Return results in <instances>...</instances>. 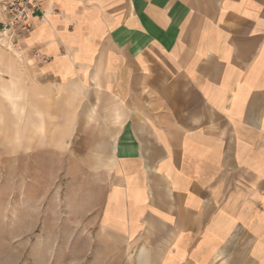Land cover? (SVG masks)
<instances>
[{
    "label": "crops",
    "instance_id": "crops-1",
    "mask_svg": "<svg viewBox=\"0 0 264 264\" xmlns=\"http://www.w3.org/2000/svg\"><path fill=\"white\" fill-rule=\"evenodd\" d=\"M42 9L7 57L130 264H264V0Z\"/></svg>",
    "mask_w": 264,
    "mask_h": 264
},
{
    "label": "rangeland",
    "instance_id": "rangeland-1",
    "mask_svg": "<svg viewBox=\"0 0 264 264\" xmlns=\"http://www.w3.org/2000/svg\"><path fill=\"white\" fill-rule=\"evenodd\" d=\"M10 51L0 41V264H130L99 226L106 175L55 152Z\"/></svg>",
    "mask_w": 264,
    "mask_h": 264
},
{
    "label": "built area",
    "instance_id": "built-area-1",
    "mask_svg": "<svg viewBox=\"0 0 264 264\" xmlns=\"http://www.w3.org/2000/svg\"><path fill=\"white\" fill-rule=\"evenodd\" d=\"M38 13L43 16L42 0H0V41L16 47Z\"/></svg>",
    "mask_w": 264,
    "mask_h": 264
}]
</instances>
